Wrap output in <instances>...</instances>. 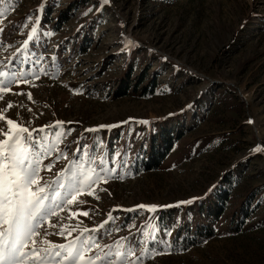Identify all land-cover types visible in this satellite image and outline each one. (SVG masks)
Segmentation results:
<instances>
[{
    "label": "rangeland",
    "instance_id": "obj_1",
    "mask_svg": "<svg viewBox=\"0 0 264 264\" xmlns=\"http://www.w3.org/2000/svg\"><path fill=\"white\" fill-rule=\"evenodd\" d=\"M0 12V71L19 70L27 80L0 93V114L56 144L43 180L87 159L77 152L83 145L93 166L103 157L113 170L93 186L99 199L85 192L83 203L66 205L29 250L83 233L101 246L127 237L143 264H264V230L253 226L264 213V0H0ZM57 121L65 123L50 127ZM100 125L118 127L86 131ZM8 127L0 121V130ZM58 131L65 133L59 141ZM163 134L175 140L168 157L139 171ZM229 178L234 188L222 217L260 191L257 215L234 235L220 218L214 238L185 248L187 226L201 221L196 209L211 205ZM143 240L161 254L143 253Z\"/></svg>",
    "mask_w": 264,
    "mask_h": 264
},
{
    "label": "snow or ice",
    "instance_id": "obj_2",
    "mask_svg": "<svg viewBox=\"0 0 264 264\" xmlns=\"http://www.w3.org/2000/svg\"><path fill=\"white\" fill-rule=\"evenodd\" d=\"M103 3H108V0H103ZM2 15L3 13L0 12V16ZM28 19L31 20V17ZM36 23H39V17L36 18ZM36 33L37 28L33 26L28 39L24 41L25 46ZM19 51L17 49V52ZM9 62H12V58ZM23 77L24 73L19 70L0 71V93L10 92L14 84L19 86ZM23 82L27 83V80ZM29 98L31 99V94ZM3 99L4 97L0 95V100ZM12 106L11 103L8 104L9 108ZM0 121H6L9 126L6 131L0 130V135L3 136L0 139V264H143L142 257L136 256L137 244L129 241L127 237L116 241L114 245L101 246L91 235L82 239L83 233H81L66 245H51L42 250L33 246L29 250V242L35 245L36 241L33 237L41 235L38 230L44 223L55 227L56 225L50 220L58 215V211H63L66 205L83 203L78 198L85 192L99 199L93 186L101 182L107 183L108 175L105 173L110 174L113 170L103 167L105 163L103 157L100 158L99 165L93 166L96 164L95 157L85 151L89 146L83 145L77 148V152H82L83 157L87 159L78 158L69 161L70 166L57 173L58 179L52 182L45 181L40 175L42 167L44 170L51 171L53 165L51 163L44 165L43 161L51 156L56 149V144L44 143L33 135L36 130L30 131L29 128L19 125L12 119H6L2 114H0ZM64 123L57 121L50 127L62 126ZM141 123H148V121H141ZM114 127L118 125H100L98 128L86 129V131L96 132L99 128ZM39 131L43 132L44 128ZM70 132L71 129L68 130V134ZM64 135V132L58 131L56 140L59 141ZM254 151H260V149L257 148ZM58 158L68 159L63 153ZM181 203L190 204L192 201ZM157 207L159 206L143 204L136 206L150 212H155ZM79 214L89 215L87 211ZM112 219L109 215L99 227L103 228ZM83 231L89 232V229L85 228ZM98 231L99 228L91 229V232ZM59 234L63 235L64 229H61ZM44 235L47 233L45 232ZM151 240H155L154 235L151 236ZM138 243L144 244L143 253L149 256L161 254L148 247V240ZM105 248L109 250L105 251ZM93 249L97 251L93 253ZM88 253L93 254L88 255Z\"/></svg>",
    "mask_w": 264,
    "mask_h": 264
},
{
    "label": "trees",
    "instance_id": "obj_3",
    "mask_svg": "<svg viewBox=\"0 0 264 264\" xmlns=\"http://www.w3.org/2000/svg\"><path fill=\"white\" fill-rule=\"evenodd\" d=\"M179 138L180 136L177 135L176 140ZM174 141L175 140H173L170 135H160V139L156 140L157 143L153 141L150 145L149 152L146 154V157H148L147 160L145 162H142V160L140 161L141 167L139 171L146 172L160 168L161 163L171 152ZM232 180L233 178H229V180L224 181L223 186L225 187L220 188L219 191L212 195L213 201L211 205L205 208L199 206L196 209V213L199 215L201 221L199 222L198 219H196L193 226L194 228H190V225L187 226L186 237L180 240V244L184 245L185 248H189L191 245L196 246L208 239L214 238L216 236L214 225L219 222L220 218L226 220L224 223L226 224L227 230L233 235L248 229L247 226L250 224L248 220L252 215H257V210L262 207V198H258L261 192L259 191L252 194L249 196L248 200H245L238 206H233L230 218L222 217L227 209H229L228 203L231 200L234 188V186L232 187ZM253 226L259 230H264V213L261 220L256 221ZM191 231L193 232V236H191ZM185 241L187 242L186 244ZM176 242L177 239L173 243Z\"/></svg>",
    "mask_w": 264,
    "mask_h": 264
}]
</instances>
